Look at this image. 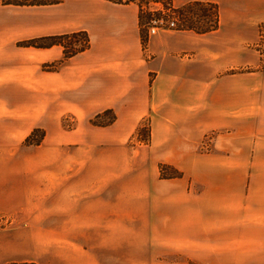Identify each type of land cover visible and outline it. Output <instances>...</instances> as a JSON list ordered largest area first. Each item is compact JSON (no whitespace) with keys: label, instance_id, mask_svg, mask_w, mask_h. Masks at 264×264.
Returning <instances> with one entry per match:
<instances>
[{"label":"crops","instance_id":"1","mask_svg":"<svg viewBox=\"0 0 264 264\" xmlns=\"http://www.w3.org/2000/svg\"><path fill=\"white\" fill-rule=\"evenodd\" d=\"M191 2L217 4L218 29L158 32L145 49L133 2L64 0L75 7L67 30L40 34L32 22L34 38L87 34L85 51L42 78L70 91L77 120H115L59 136L51 148L75 159L65 156L63 175L33 178L45 187L24 195L21 227L0 234V264H264V0H171ZM2 12L7 56L15 38ZM36 51L41 64L63 56ZM143 121L149 141L128 145ZM160 166L181 176L165 179Z\"/></svg>","mask_w":264,"mask_h":264},{"label":"rangeland","instance_id":"2","mask_svg":"<svg viewBox=\"0 0 264 264\" xmlns=\"http://www.w3.org/2000/svg\"><path fill=\"white\" fill-rule=\"evenodd\" d=\"M125 1L127 0H121V2ZM132 1L139 6H145L146 10L149 9L148 3L152 0ZM222 1L225 3L227 0ZM150 7L154 8V6ZM64 8L63 6L45 8H3L0 6V10H4L2 14H6L5 17L9 22L6 32L15 38L13 50L7 56H0V234H9L7 238H10L17 230L16 228L22 225L23 208L20 204L23 198L27 197L24 195L30 194L36 187H45L32 183L33 178L47 177L55 173L63 175L65 156L67 160L75 159L74 150L71 148L54 150L51 148L61 140L59 136L63 131L70 132L79 128L75 133L79 134L84 129H92V126L98 127L93 124L94 118L89 122H83V120H77L80 118L79 114L68 112L71 98L69 90L48 89V79L42 78L43 72L57 71L62 62L66 60L63 48L65 45L72 43L73 48L80 47L83 42L80 35L75 39L64 40L63 47L55 45L62 48L63 56L61 60L50 64H41L36 51V49L49 48L25 47L22 44L25 41L48 37L43 35L39 38L33 37L32 22L36 20L40 22V34L48 30L47 28H51V31L67 30L69 27L66 25V18L75 7L72 6L68 11ZM183 17H192V14L184 13ZM71 34L74 33L49 36ZM39 42L47 43L46 41ZM146 44L147 42L143 45L144 49ZM258 45L260 54L264 55V23L258 26ZM37 80H40V87H38ZM108 117L104 116L100 122L106 121ZM147 128L148 121H143L141 130ZM208 139L211 140L210 135L204 138L202 147H207L210 141ZM138 141H142V137L135 134L133 142H129L128 145L131 146ZM143 142L147 144L146 141ZM89 155L90 153L87 154ZM49 161L57 164V167L50 165ZM174 173V169L166 168L160 175L168 179ZM170 259L175 261L173 257ZM188 264L194 263L188 261Z\"/></svg>","mask_w":264,"mask_h":264},{"label":"trees","instance_id":"3","mask_svg":"<svg viewBox=\"0 0 264 264\" xmlns=\"http://www.w3.org/2000/svg\"><path fill=\"white\" fill-rule=\"evenodd\" d=\"M64 0H0L1 7H14V8H45V7H53L58 6L63 3ZM109 2L115 4H128L133 2L132 0H127L125 2H121V0H107ZM155 2H161L164 6H171V0H152ZM139 6V5H138ZM173 11L178 15L179 23L177 26V30H187L193 31L197 34H205L208 32L216 31L219 27V10L217 4L214 3H203V2H191L180 9H173ZM184 13L192 14V17H183ZM149 13L147 10L145 11L143 6H139V25L141 29V39L142 42L144 41L145 37V28L144 25L149 20ZM81 37L83 42H81L80 47L73 48L72 43H68L63 47L64 40H71L77 37ZM46 41L47 43H40L39 41ZM39 42V43H38ZM25 47L33 46L35 48H50L55 45H60L64 48V58L68 59L75 56L78 53L85 51L89 47V38L85 32H78L71 35H64V36H48L39 39H33L29 41L22 42ZM104 116H109L108 119L104 122H100V120ZM99 123H96L95 121ZM93 120V124L98 127H106L109 126L111 123L114 122L115 116L111 111H105L102 114L95 116ZM136 135L142 137V141H149V128L146 130H141V125L136 130ZM173 170L167 166L160 167V173L162 174L164 169ZM175 173L172 177L169 178H176L180 177L181 173L174 170ZM163 177V175H161ZM7 264H34L29 262H22L16 263L11 262Z\"/></svg>","mask_w":264,"mask_h":264},{"label":"built area","instance_id":"4","mask_svg":"<svg viewBox=\"0 0 264 264\" xmlns=\"http://www.w3.org/2000/svg\"><path fill=\"white\" fill-rule=\"evenodd\" d=\"M150 6H154V8H151ZM148 7L149 9L146 10L150 17L144 25L145 37L143 45L147 42L150 36H153L158 32L177 29L179 23L178 15L173 11V8L164 6L163 3L155 1L149 2ZM143 8L145 10V6H143Z\"/></svg>","mask_w":264,"mask_h":264}]
</instances>
